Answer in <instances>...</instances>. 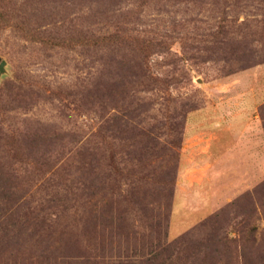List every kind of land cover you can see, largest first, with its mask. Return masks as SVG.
Wrapping results in <instances>:
<instances>
[{
	"label": "rangeland",
	"instance_id": "obj_1",
	"mask_svg": "<svg viewBox=\"0 0 264 264\" xmlns=\"http://www.w3.org/2000/svg\"><path fill=\"white\" fill-rule=\"evenodd\" d=\"M1 62L0 264H264V160L187 139L248 93L264 136V0H0Z\"/></svg>",
	"mask_w": 264,
	"mask_h": 264
},
{
	"label": "crops",
	"instance_id": "obj_2",
	"mask_svg": "<svg viewBox=\"0 0 264 264\" xmlns=\"http://www.w3.org/2000/svg\"><path fill=\"white\" fill-rule=\"evenodd\" d=\"M246 95L237 105L222 109L219 116L190 115L187 139L197 138L191 144V150H203L206 163L210 159L212 164L228 163L229 171L233 172L232 168L237 170L241 183L251 186L255 179L260 178L264 136L256 114L259 104L253 94ZM201 125L204 131L199 130Z\"/></svg>",
	"mask_w": 264,
	"mask_h": 264
},
{
	"label": "water",
	"instance_id": "obj_3",
	"mask_svg": "<svg viewBox=\"0 0 264 264\" xmlns=\"http://www.w3.org/2000/svg\"><path fill=\"white\" fill-rule=\"evenodd\" d=\"M3 65H4V62H1V64H0V68H2V67H3Z\"/></svg>",
	"mask_w": 264,
	"mask_h": 264
}]
</instances>
